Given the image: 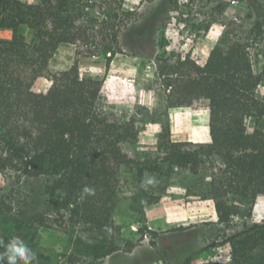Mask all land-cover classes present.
<instances>
[{"label": "trees", "instance_id": "obj_1", "mask_svg": "<svg viewBox=\"0 0 264 264\" xmlns=\"http://www.w3.org/2000/svg\"><path fill=\"white\" fill-rule=\"evenodd\" d=\"M146 13L124 11L121 0H0V31L10 34L0 37V173L40 181L44 197L39 210L23 205L17 217H12L11 207L0 209L3 224L17 223L0 241L7 244L19 234L33 237L34 223L46 220L58 228L81 224L108 232L119 196L129 190L122 173L137 166L128 147L147 125L164 117L163 136L157 141L170 170L196 175L210 162L209 194L218 232L205 251L228 244L230 264H264V254L255 253L264 245V219L261 224L243 223L222 243L217 240L235 228L234 219L250 218L257 198L264 197V131L248 133L246 128L248 118L264 116V102L255 95L263 79L254 73L249 53L262 34L259 21L240 34L233 22L227 25L202 67L188 59L171 65L156 55L155 77L146 86L165 104L152 110L135 105L130 116L117 115L101 102L102 80L82 76L76 61L68 70L50 69L61 44L100 46L109 54L107 65L116 54L154 56L149 40L144 47H132L133 41L124 39L128 32L140 39ZM23 29L30 31V42ZM41 78L52 84L46 92L35 93L33 85ZM200 100L208 101L210 143L185 149L187 143L170 141L167 111ZM85 187L93 194L84 193ZM4 251L0 245V253ZM190 259L179 264H190Z\"/></svg>", "mask_w": 264, "mask_h": 264}, {"label": "rangeland", "instance_id": "obj_2", "mask_svg": "<svg viewBox=\"0 0 264 264\" xmlns=\"http://www.w3.org/2000/svg\"><path fill=\"white\" fill-rule=\"evenodd\" d=\"M121 2L124 11L147 12L139 29L141 40L130 32L124 39L133 41L132 47H144L149 40L156 51L154 56L116 54L107 65L109 54L100 46L95 49L82 44H61L50 60V69L54 72L68 70L76 61L82 76L102 80L101 102L117 115L130 116L135 105L152 110L163 108L165 104L162 96L146 86L155 77L156 55L171 65L188 59L202 67L227 25L233 22L235 32L240 34L241 29L247 33L259 21L262 34L251 44L249 53L254 73L263 79L255 95L264 102V0ZM22 33L30 42V31L23 29ZM9 36V32L0 31V37ZM51 84L47 79H40L33 91L44 93ZM208 115L206 100L196 101L191 107L169 109L170 141L187 143L185 149L205 144ZM165 120L161 117L160 123L147 125L138 141L128 147L136 157L137 166L122 173L129 190L119 196L113 225L108 232L98 233L81 224L58 228L46 220L34 223L33 237L19 234L18 237L36 253L38 264H179L188 257H191L190 264H230L228 244L205 251L218 232L217 216L209 194L210 162L206 161L196 175L185 169L170 170L162 160L164 149L157 141L163 136ZM246 128L248 133L256 128L264 131V116L258 121L248 118ZM154 167L159 170L154 172ZM150 179L152 183H148ZM42 192L40 181L18 180L9 172L0 173V209L11 207L12 217H17L23 205L39 210L44 199ZM23 195H27L28 202ZM237 203L243 206L241 201ZM262 203L255 202L250 218L234 219L235 228L220 233L218 242L222 243L224 236L233 235L243 223L261 224L264 219ZM16 224H3L0 217V236L8 235ZM255 253L264 254V245Z\"/></svg>", "mask_w": 264, "mask_h": 264}, {"label": "clouds", "instance_id": "obj_3", "mask_svg": "<svg viewBox=\"0 0 264 264\" xmlns=\"http://www.w3.org/2000/svg\"><path fill=\"white\" fill-rule=\"evenodd\" d=\"M150 179L148 183H152ZM92 189L84 188V193L93 194ZM5 249L3 253H0V264H38V258L36 253L24 242L20 237L11 238L7 244H3Z\"/></svg>", "mask_w": 264, "mask_h": 264}, {"label": "crops", "instance_id": "obj_4", "mask_svg": "<svg viewBox=\"0 0 264 264\" xmlns=\"http://www.w3.org/2000/svg\"><path fill=\"white\" fill-rule=\"evenodd\" d=\"M114 63V62H113ZM112 66V65H111ZM112 67H110V69H111ZM41 79H43V78H41ZM38 80H40V79H38ZM38 80L36 81V82H38ZM36 82L34 83V85L36 84ZM34 85H33V88H34ZM33 88H32V90H33ZM205 144H209L210 143V137H209V131H208V127L206 128V131H205ZM261 198H264V197H261ZM260 197H258L257 198V202H260V203H262V202H264V201H262V199H261ZM262 204H264V203H262ZM261 206H263V208H264V205H261Z\"/></svg>", "mask_w": 264, "mask_h": 264}]
</instances>
